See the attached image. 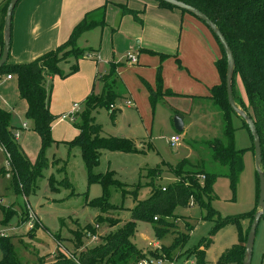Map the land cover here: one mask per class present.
Returning <instances> with one entry per match:
<instances>
[{
  "label": "rangeland",
  "instance_id": "rangeland-1",
  "mask_svg": "<svg viewBox=\"0 0 264 264\" xmlns=\"http://www.w3.org/2000/svg\"><path fill=\"white\" fill-rule=\"evenodd\" d=\"M6 2L7 0L3 5ZM130 2L143 5L139 1ZM1 5L2 3H0V37L3 36L2 23L5 16ZM115 10L116 7L108 3L105 9L104 27H94L78 39V45L81 47L100 48V52L103 49V59L99 57L97 63V66H103L97 69L100 72L106 68L107 61L104 59L106 55L110 58L114 55L116 59L131 66L126 56V51L129 50L127 39L130 38L126 33L131 35L134 28L141 29L138 21L129 19V22L122 21L121 29L118 27L114 30L113 27L118 23V19L113 23ZM98 12L88 18H99L101 15ZM141 14L144 24L154 20L147 12ZM175 30V37L170 40L178 42L179 29L176 32ZM147 36V31H144L142 39L145 41V38L148 39ZM130 40L135 48L134 53L138 54V49L135 47L137 43L133 38ZM175 50L176 48L172 51ZM88 53L86 56H91V52ZM205 56L207 62L203 64L204 82L210 83L217 79L213 64L215 57L209 48L205 50ZM93 61L97 60L80 58L78 64L84 62L81 63V67H90L89 63ZM72 62H74L72 57L68 61L61 62V69L68 71ZM85 73L86 69L81 68L67 82L58 80L56 83L54 80H47V85L52 86L50 98L53 97L55 103L63 105L61 110H64L67 116L62 118L59 126L61 133L55 134L59 139H55L51 132L52 141L45 147L43 156L39 157L41 141L37 132L32 129V122L24 116L22 121L28 123L27 129H19L18 127L21 126H17L18 129L14 127L19 131V137L15 138L17 143H20L21 139L25 141L26 156L33 165L39 167L35 186L28 194L15 191L12 172L7 164V154L3 148H0V240L10 244L8 248L14 251L18 263L51 262L57 259L59 254H66L65 249L77 256L84 248L102 243L109 232L131 220L136 201L149 196L151 181L159 186H167L176 179L168 166H176L186 160L188 163L185 164L184 169L195 170L203 167L207 172L218 174L214 183L216 198L211 201L217 214L212 219H205L203 218L206 213L205 208L199 204L179 206L174 210V216L165 218L167 222L161 226L164 230L158 233L159 236L156 234L154 222L136 220V228L131 240L142 251L146 250L149 255L157 256L159 255L157 253L162 252L163 247L169 245L177 235L183 238V241L171 252L170 259L173 264H185L190 259L197 262V252H202L201 250H204L202 255L204 264H237L235 261L225 260L224 257L227 251L239 242L240 228L244 232L249 228L248 214L257 207L258 201L252 138L247 128L242 126L241 119L232 114L235 146L243 149V167L233 189L229 185V179L224 176L228 172L227 167L213 159L208 144V141L214 138L225 140L221 113L215 110L216 106L212 101L205 102L204 110L207 111L208 122L191 125L181 132L173 129L174 110L165 102H158L153 108L149 104V117L147 113H142L145 117L142 119L135 107H124L129 106L130 102V106L134 105L131 99L122 100L123 102L119 103L123 109L115 114L117 124H113L114 120L105 108H99L93 114L96 122L102 125L101 134L109 136L123 134L122 131L128 133L126 137L133 141L135 150L100 149L98 161L93 164L92 172H110L112 181L105 184L90 182L88 170L81 156V148L78 144L70 142L78 133L74 135L70 130L77 128L74 126L72 116L68 115V109L73 107V103L78 105L75 108L76 112L83 108V97L79 92L84 83ZM96 76L92 87L95 93H100L102 85ZM200 87L205 88V85L201 83ZM235 91L246 102L244 87L239 78L235 79ZM117 99H120V96ZM11 114L12 125L13 121L20 122L17 121V117V120L14 119L15 114ZM176 133H179L182 139L176 146H171L169 137ZM157 166H160L162 171L148 175L147 169ZM99 198L107 202V205L104 204L106 207L103 208L98 204L96 199ZM6 213L10 215L7 219ZM108 217H112L117 222L110 225ZM229 217L236 219L217 228L216 224L220 220L224 221ZM88 225L90 227H87ZM188 226L192 227L191 230L187 229ZM77 232H82V244L79 246H76ZM184 234L188 236H183ZM156 242L160 243V247L152 250ZM1 257L0 251V259ZM165 257L169 259L167 255ZM250 264H264V212L256 228Z\"/></svg>",
  "mask_w": 264,
  "mask_h": 264
},
{
  "label": "trees",
  "instance_id": "trees-1",
  "mask_svg": "<svg viewBox=\"0 0 264 264\" xmlns=\"http://www.w3.org/2000/svg\"><path fill=\"white\" fill-rule=\"evenodd\" d=\"M8 1L4 5H1L4 12H6ZM156 1L161 7L177 8L164 1ZM180 1L196 7L206 14L220 29L232 50L235 59L232 77V95L236 104L249 114L254 121L260 138L262 153L261 169L264 172V0ZM106 4L107 2L98 7L101 11V16L97 19L88 18L89 12L86 13L84 18L72 28L67 39L54 49L48 50L25 63H9L8 56L7 61L0 67V75L11 74V76L14 75L16 77L19 98L25 100L27 103L24 115L32 122V129L40 137L41 150L39 157L43 156L45 147L52 141L51 123L54 120V115L49 110L52 86L47 85V77L58 75L61 78H65L75 73L78 69V60L84 58L88 52L98 50L92 47L84 48L79 46L78 39L84 32L94 27L105 25ZM117 5L120 8L118 19L124 14H130L133 19L142 24V19L139 16L142 12L141 10L132 9L123 3H117ZM180 10L185 12V10ZM213 36L221 48L222 56L215 61L220 76V83L211 87L210 99L221 113L225 140L214 138L208 141V144L212 151L213 159L220 165L227 167L228 172L224 176L229 179V185L234 189L243 167V149L236 148L235 146V127L232 124V114H237L230 108L227 101L225 52L218 38L214 34ZM2 44L3 40L0 37V54ZM164 56L166 54H161V57ZM70 57L74 59V62L70 64L68 71H63L60 63L68 61ZM93 59L97 60L95 56ZM109 64L110 68L107 73L96 76L102 85L101 92L95 93L92 90L83 99L81 111L74 113L73 121L78 134L70 141L71 143L78 144L81 148V156L88 170L89 181L102 182L104 184L112 181L110 172H92L93 164L98 161L99 150H135L133 141L130 138L102 135V125L100 122H96L93 114L95 110L105 108L111 119L114 120L115 113L119 109L115 105V101L122 95L123 87L117 77L116 64L113 61ZM236 78H239L243 84L246 102L235 91ZM165 94H172V92L168 89L162 90L161 74L158 69L156 89L148 87V99L151 108L161 101L162 96ZM175 112L177 115H181L178 111ZM238 117L242 121V126L247 128L249 132L246 122L240 116ZM250 137L252 138L251 135ZM0 144L8 154L6 155L7 162L12 172L15 191L28 194L32 187L35 186V178L39 167L30 162L20 144L13 137L11 113L1 107ZM186 163L188 161L184 160L176 166H168L176 179L167 186H159L154 181H151L149 183L151 187L149 196L143 200L136 201L135 207L132 210L131 220L109 232L103 238L102 243L84 248L78 252L77 256L72 252L76 256L77 261L62 253L51 262L44 261L39 264H136L144 256L142 250L131 240L135 232L136 220L154 222L156 234L158 235L160 231L164 230L161 226L167 222L165 218L174 216L176 207H184L193 203H197L199 206L205 208L206 213L203 218L212 219L217 214L211 205V201L216 198L214 183L218 174L207 172L203 167L195 170L184 169ZM161 171L162 168L160 166L147 169L148 175H154ZM256 180V199L258 200L259 179L257 173ZM163 187L164 189H162ZM96 200L103 208L106 207L107 202L104 199L99 198ZM255 211L256 208H253L248 214L250 223ZM9 216L8 213L5 214L6 219ZM243 217L245 216L243 215ZM235 219L229 217L224 221L220 220L216 226L218 228L224 223L232 222ZM107 220L110 225H114L117 222L112 217H108ZM87 227H90V225ZM191 228V226H188L187 229L191 230ZM248 230L249 228L244 232L240 228L239 242L227 251L224 257L225 260L235 261L237 264L243 263ZM81 235L82 232H77L76 246L82 244ZM183 236L188 235L184 234ZM182 241L183 238L176 235L169 245L163 247L162 251L170 258L171 252L180 246ZM9 246L8 242L5 243L0 240V251L2 253L0 264H19L14 251L9 249ZM201 251L197 252L198 259L195 264H204L202 257L204 250Z\"/></svg>",
  "mask_w": 264,
  "mask_h": 264
},
{
  "label": "crops",
  "instance_id": "crops-1",
  "mask_svg": "<svg viewBox=\"0 0 264 264\" xmlns=\"http://www.w3.org/2000/svg\"><path fill=\"white\" fill-rule=\"evenodd\" d=\"M4 1L5 0H0V3L3 4ZM130 1L131 0H20L14 7L12 14L10 55L8 62H29L40 54L54 49L67 39L72 28L84 18L86 13L89 12V16L92 17V14L100 11L98 7L105 2H107V4L111 3V5L116 7L117 10L114 11L113 23L116 22L118 19L116 17L119 16L120 10L117 3H123L132 9L141 10V13L147 12L151 14L154 19L144 24L141 18L142 14L140 13L141 15L139 14V16L142 19V24H140L141 29L134 28V30L131 31V35L126 33V35L130 37L127 39L129 50L126 51V53L130 52V50L133 52L135 51L130 40L133 38L137 43L135 46L138 49L137 62L131 64V66H127L124 61L116 59L114 55H112L111 58L109 55H106L104 56V59L107 61L106 68H104L103 72H100L97 69L103 66H97V63L99 57L103 59V49L101 52L100 48L95 52H91V56L84 57L85 60H92L95 56L97 61L89 63L90 67H81V63L83 64L84 62L78 64L79 70L81 68L86 69V73L83 76L84 83L81 92H79L83 99L93 90L92 85L96 73L98 76L107 73L110 68L109 63L113 61V63L116 64L117 77L123 87V93L120 99L115 101V104L117 103L116 105L119 107L117 112L123 109L121 103L125 99H131L134 105H126L124 107H135L142 119L144 117L142 113H147L149 117L148 109L150 102L148 99V87L150 86L152 89H156V75L159 69L162 80V90L168 89L172 92V94L163 95L162 100L159 102H165L168 106H171L175 115V111L181 114L180 117L183 120L182 131L191 125L208 122L206 119L207 111L204 110L205 102L211 101L210 89L212 86L220 83V76L216 65H214L217 79L210 83L204 82L205 70L203 64L207 62L205 50L207 48L211 50V54L215 57L213 64L222 56L221 48L213 34L200 19L189 12H182L178 8L161 7L156 0H134L143 3L142 6L136 2ZM98 13L101 15V11ZM129 19H133L130 14L120 16L117 26L113 27V29L115 30L118 27L121 29L122 21L128 20L129 22ZM178 29L180 34L178 42L171 41L170 39L175 37L174 30L176 32ZM144 31L148 33V39L145 38V41L142 39ZM81 36L79 38H81ZM175 48V52L172 51ZM94 49L96 50L97 48ZM161 54H166V56L161 57ZM77 72L65 78L48 76L47 80H54L56 83L58 80L59 82H67V80L73 78ZM7 75L8 74L0 75V107L15 114L14 119L17 120V117V121H20H13L14 124H11L13 131H17L14 129V127L17 128V126H21L18 128H23L25 130L28 127V123L22 120L25 116L27 103L25 100L19 98L16 77L12 75L8 78ZM201 83L205 85V88L200 87ZM62 106L61 103H55L53 97L50 98L49 110L54 115V120L51 123V132L55 139H59L55 134L59 135L61 133L59 126L62 123V115H66L63 112L64 110H61ZM72 110L73 108L69 107L68 113L73 112L72 118H74V113L76 111ZM215 110L219 111L217 108ZM147 120L149 122L151 121V119ZM24 123L26 126L22 127ZM113 124H117V118H114ZM62 126H64V124H62ZM173 129L175 130L174 126ZM70 130L74 135L78 133L77 129L72 130L71 128ZM122 133L123 134L111 136L126 137L129 135L123 131ZM19 144L25 152V141L21 139Z\"/></svg>",
  "mask_w": 264,
  "mask_h": 264
},
{
  "label": "water",
  "instance_id": "water-1",
  "mask_svg": "<svg viewBox=\"0 0 264 264\" xmlns=\"http://www.w3.org/2000/svg\"><path fill=\"white\" fill-rule=\"evenodd\" d=\"M18 1L19 0H9L6 7V12L3 21V36H2L3 44L0 54V67L7 61L9 56L10 42H11L12 13ZM159 1H164L179 9L185 10L196 16L198 19L202 20L204 24L209 28V30L218 38V41L225 52V56H226L225 87H226L227 101L229 103L230 108L238 116H240L248 126L250 135L252 136L255 170L259 179L257 207H256V211L253 214L252 221L250 223L249 230L247 233V238L245 242L244 261L242 263V264H250L251 256H252V246L254 242L256 228L264 212V172L261 169L262 153H261L260 138L257 133L254 121L249 114H247L241 107H239L236 104L232 95V77H233V70L235 65V59L232 50L230 49L227 40L225 39L220 29L216 26V24L199 9L180 0H159ZM173 126L175 130L178 132H181L183 129V120L177 114L173 118Z\"/></svg>",
  "mask_w": 264,
  "mask_h": 264
},
{
  "label": "built area",
  "instance_id": "built-area-1",
  "mask_svg": "<svg viewBox=\"0 0 264 264\" xmlns=\"http://www.w3.org/2000/svg\"><path fill=\"white\" fill-rule=\"evenodd\" d=\"M126 56H127L128 61L130 62V64H134V63L137 62V54H135L134 52H127L126 53ZM7 77L10 78L11 75L8 74ZM130 103H129V105H130ZM125 105H126V103H125ZM77 107H78L77 103H74L73 104V107H72L73 108L72 111H75V108H77ZM72 114H73V112H70L68 115L69 116H72ZM66 116L67 115H63V117H66ZM25 126H26V124L24 123L22 127H25ZM18 136H19V131H13V137L14 138H18ZM181 139H182V137H181V135L179 133H176L174 135H171L169 137V144L171 146H176L181 141ZM0 148H3L1 144H0ZM7 164L9 166V163L8 162H7ZM162 189H164V187ZM156 247L157 248L160 247V243H157L156 242V244H154V246L152 247V250H155ZM65 253H66V255L68 257H70V258L74 259L75 261H77L76 256L74 254H72L71 251H67L65 249ZM142 253L144 254V256H142L136 262V264H173L171 262L172 259L169 258L170 259L169 260L168 258L165 257L166 254L164 255V253H165L164 251H162L160 253H157V254H159L157 256H151V255H149L146 250L145 251L143 250ZM185 264H195V261L190 259V260H187L185 262Z\"/></svg>",
  "mask_w": 264,
  "mask_h": 264
}]
</instances>
